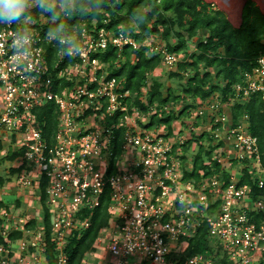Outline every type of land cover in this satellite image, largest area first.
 Wrapping results in <instances>:
<instances>
[{"label": "built area", "instance_id": "1", "mask_svg": "<svg viewBox=\"0 0 264 264\" xmlns=\"http://www.w3.org/2000/svg\"><path fill=\"white\" fill-rule=\"evenodd\" d=\"M22 2L19 19L0 21V129L16 136L14 151L20 152V161L15 167L20 168L22 185L39 188L46 179L54 264H68L69 238L80 237L88 228L103 196L110 216L93 244L95 252H103L95 264H213L212 254L218 250V257L226 258L223 264H258L264 254V193L241 182L238 169L230 172L228 183L217 174L200 181L185 178L180 158L185 138L175 130L109 123L117 112L127 114L126 94L116 90V77L101 74L102 62L91 57L109 45L122 51L142 43L122 28L117 33L99 28L95 20L79 22L67 35L42 32L25 15L27 0ZM153 37L144 39L151 49ZM157 53L167 63L179 56L164 48ZM66 57L71 61L61 67ZM255 62L228 100L246 102L260 94L264 103V53ZM70 67L76 69L74 74ZM52 101L58 123L45 136L36 109ZM97 110L111 116L100 122L93 115ZM121 126L123 143L115 156L114 130ZM210 132L228 158L240 165L253 163L246 167L250 179L264 188V164L248 114L234 124L222 110L213 116ZM42 222L35 229L24 228V237L15 241L0 224V264H50ZM18 223L24 224V217ZM202 223L208 226L211 254L185 255Z\"/></svg>", "mask_w": 264, "mask_h": 264}, {"label": "trees", "instance_id": "2", "mask_svg": "<svg viewBox=\"0 0 264 264\" xmlns=\"http://www.w3.org/2000/svg\"><path fill=\"white\" fill-rule=\"evenodd\" d=\"M42 1V0H40ZM64 2L67 6L66 11H62L60 7L54 6L48 12H45L44 5L36 6L30 15L35 19L39 18L40 14H45L54 21L48 22L45 26H39L42 32L51 31L58 35H67L72 33L73 26L80 21L90 23L96 21L97 26L104 27L114 32L119 31V26L126 32L131 31L136 41L142 43L150 34H156L160 31V25L164 27L163 35L169 37L172 28V20L166 16V12L174 10L179 15L189 14L192 19L185 23L179 22L181 28L186 29L189 37L194 36L198 29H206L209 33L205 40H201L197 44L196 52L192 53L190 61L184 59L179 62V68L184 69L187 66H193L195 72L188 79L183 93L185 96L198 97L206 99L214 92L220 91L223 99L228 100L233 96V86L242 82L243 73L251 71L256 64V58L264 53V13L255 9L251 15L250 8H245L243 24L239 28L231 25L224 15L219 12H207L205 10H197L194 0H58ZM23 14H21L22 16ZM107 20L104 23V20ZM129 20H134V25L129 26ZM136 29V30H135ZM186 38L180 32L177 33V42L169 43L168 50L178 53L186 46ZM149 47L141 45L137 49L126 45L121 55L125 57L124 63L119 68L111 69V76L116 79L123 78V91L139 92L142 86L146 84V75L153 70L160 62V55L156 53L149 54ZM119 56V51L116 47L109 45L102 52L92 55L91 58L97 57L101 62L113 63ZM71 61L69 57L65 58V63ZM202 61L206 68L213 67V70L199 71L198 63ZM213 76L217 80H222L220 86L218 82L211 83ZM161 83L155 82L148 93V106L136 100L143 111H148L150 105L159 102L161 105L166 104L170 100H177L180 96H173L171 93L163 96ZM189 105L179 112V116L186 113ZM162 111V110H161ZM38 121L43 129L44 135L49 136L53 133L58 123L57 110L52 102L36 109ZM119 112L113 118H109V123L118 120ZM248 114L250 121V132L258 138L259 150L264 164V103L260 94H252L246 102L235 103L232 110L233 123L236 124L240 118ZM178 117L173 112L166 115L157 113L151 116L146 128L157 127L160 124H165L168 130L171 131V123L174 118ZM124 126L114 130L115 139L113 141V152L117 156L121 152L123 141ZM205 134L200 135L204 138ZM209 136V135H208ZM192 142V140H189ZM2 143L0 141V150ZM202 150V147H200ZM195 156L193 168L191 171L186 170L185 178H194L200 181L203 177H211L216 172H223L221 164L217 160H213L211 164H205V158L202 151ZM20 152H9L6 155V160H15ZM208 156L210 153H207ZM210 157V156H209ZM232 163H236L232 159ZM248 163L247 161L245 162ZM10 175L18 172L20 168H10ZM200 170H203L201 174ZM225 171V170H224ZM242 174L241 182H247L252 186V190L256 193H264V188H259L251 179L247 168L239 170ZM226 173V172H225ZM223 173L225 183L229 182V174ZM4 182V178L0 176V185ZM46 179L41 182L40 200L42 204V220L45 226V241L47 243L46 256L50 264H54V248L51 243V228L49 223V211L46 204ZM108 198L102 197L100 206L96 207L90 217V225L85 229L80 237H70L65 247L66 255L68 256V264H83V258L86 252L93 251V244L96 242L99 230L108 224L110 216L108 208ZM0 201V207L3 206ZM214 209V205L210 206V211ZM1 221V219H0ZM36 221L30 220L25 225V229L36 228ZM22 237V231H15L9 234V238L17 240ZM3 238L0 236V242ZM208 252L211 254L212 245L210 237H208V226L206 223L200 224L196 229L194 236L190 239V248L185 255L192 256L196 253ZM214 256L213 264L226 263L225 257H218L219 250L212 254ZM179 264H183L180 262ZM258 264H264L263 259Z\"/></svg>", "mask_w": 264, "mask_h": 264}, {"label": "rangeland", "instance_id": "3", "mask_svg": "<svg viewBox=\"0 0 264 264\" xmlns=\"http://www.w3.org/2000/svg\"><path fill=\"white\" fill-rule=\"evenodd\" d=\"M72 1L73 0H70V4ZM27 3L29 7L25 10V15L29 17H32L29 12L38 5H44L45 12L49 11L46 9L47 5H51V8L58 5L62 11H66L67 8L64 2H59L58 0H27ZM194 4L197 10H205L207 12L219 11L224 15V17L228 19V21L232 17V20H235L234 24L230 21L229 22L235 28H239L243 24L245 8H250V13H252L251 15L254 14L255 9H258L264 13V0H194ZM166 16L172 20V28L169 37L165 38L163 35L164 27L160 25V31L158 33L148 35L149 38L154 36L152 49L151 45H149V41H147V43H144V41L142 42L143 45L149 47V54L156 53L160 55V62L158 65L146 75V84L141 87L139 92H131L128 90L123 92L122 88L124 85V79H117L116 90L118 88L119 91L123 92V94H126L125 102L128 104L127 114H120L121 116L119 115V119L117 121H122L125 123L127 128L128 126L129 128L135 126L137 129L146 128L144 125L150 122L151 116L153 114L158 112V114L163 116L173 112L178 117L174 118L172 121L171 131L168 130V127L165 124H160L157 127L151 128H159L161 126L164 127L165 132L168 130L170 133L175 130L179 136H183V138H185V143L180 151L182 171L192 170L194 158L200 152V147H202L201 151L203 157L205 158V164L209 165L213 160H221V162H219L224 167L223 169L221 167L223 172L216 173L218 178L221 181H224L225 176L223 173L225 172V174H230V172L234 169L241 170L244 166L249 169L250 167H253V163H248V165H240L236 160V163H232V159L228 158V153L219 148L214 142L213 138L208 136L211 133L210 130L213 116L224 110L232 117L233 106L238 102H232L230 100L223 99V95L220 91L214 92L206 99L184 95V87L188 82V79L193 76L195 69L193 66H187L184 69H180L178 64L184 59H188L190 61L189 56L196 52L197 44L201 40H205L209 33L206 29L200 28L194 36L189 37L186 29L179 26V22L181 21L182 23H185L187 27V21L192 19L191 15L186 13L179 15L178 12L170 10L166 12ZM32 18L38 26H45L48 24V22L54 21V19L49 18L45 14H40L38 19H35L34 17ZM128 24L129 26H133L134 20H129ZM122 27V25L119 26V28ZM178 32L184 35L187 44L182 51L177 53L179 56L176 61L173 63H167L162 58V54L157 53V51L160 48H164L170 52L168 50V44L170 42H177ZM128 33L132 35L130 30H128ZM118 51L119 56L113 63L102 62V64H98L102 66V69L100 70L102 75L110 76L112 68H119L124 63L125 57L121 55V50ZM198 69L201 72L205 70L212 71L213 67L206 68L204 63L200 61L198 63ZM69 71L71 74H74L76 69L70 67ZM155 82L161 83L160 90L163 96H167L169 93H171L173 96L180 97L177 100H170L164 105H161L159 102H155L153 105L149 106L148 111H143L136 100H139L140 103L148 106V93L151 89V86ZM216 82H218L220 86L223 84L222 80H217L216 77L213 76L211 83ZM186 105H189L186 113L179 116V112H181V110ZM101 112V110H97L93 114L100 122L107 120V116H111L106 112L103 114ZM202 134H205L204 138L200 137ZM179 136L176 137V140L179 139ZM189 140H192V142H189ZM0 141L2 143V149L0 150V176L4 178V182L2 185H0V201L4 204L0 207V212H8L6 216L2 214V218L0 217V224H2L1 229L7 232L8 238L9 234L15 231H22V237H24L25 234L23 230H25L24 227L27 222L30 220H35L37 222L35 226H38L40 224V219H42V204L40 200L39 189L41 187L34 188L30 186H23L18 180V173L20 172L10 175L9 169L16 168V164H18L20 161L19 158H16L12 161H7L5 159L9 152H16L14 150H18L16 145V136L5 132L3 129H0ZM208 152L210 153V157L207 154ZM200 172L202 174L203 170H200ZM21 217H24V224L26 223L25 225L18 223ZM32 229H34V227ZM28 236L30 235L28 234ZM101 255L103 256V252L98 253L94 250L90 251L89 254L84 256L86 261L85 264H95L101 258Z\"/></svg>", "mask_w": 264, "mask_h": 264}, {"label": "clouds", "instance_id": "4", "mask_svg": "<svg viewBox=\"0 0 264 264\" xmlns=\"http://www.w3.org/2000/svg\"><path fill=\"white\" fill-rule=\"evenodd\" d=\"M24 7L22 0H0V21L10 24L14 19H19ZM46 9L50 10L51 5H47ZM183 202L181 198V203Z\"/></svg>", "mask_w": 264, "mask_h": 264}, {"label": "crops", "instance_id": "5", "mask_svg": "<svg viewBox=\"0 0 264 264\" xmlns=\"http://www.w3.org/2000/svg\"><path fill=\"white\" fill-rule=\"evenodd\" d=\"M8 161V160H7ZM19 172V171H18Z\"/></svg>", "mask_w": 264, "mask_h": 264}]
</instances>
